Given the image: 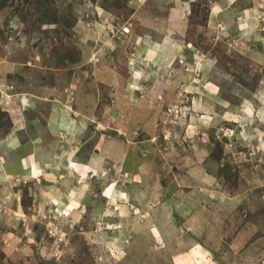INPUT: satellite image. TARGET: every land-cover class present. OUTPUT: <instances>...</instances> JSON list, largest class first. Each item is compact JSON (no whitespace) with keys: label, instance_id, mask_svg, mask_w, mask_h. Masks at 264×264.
I'll use <instances>...</instances> for the list:
<instances>
[{"label":"rangeland","instance_id":"rangeland-1","mask_svg":"<svg viewBox=\"0 0 264 264\" xmlns=\"http://www.w3.org/2000/svg\"><path fill=\"white\" fill-rule=\"evenodd\" d=\"M211 4L0 0V264H173L188 227L264 264V49ZM121 138L153 178L133 183L170 204L212 180L207 208L151 213L118 159L71 170Z\"/></svg>","mask_w":264,"mask_h":264},{"label":"crops","instance_id":"crops-1","mask_svg":"<svg viewBox=\"0 0 264 264\" xmlns=\"http://www.w3.org/2000/svg\"><path fill=\"white\" fill-rule=\"evenodd\" d=\"M247 2H243V0H211V12L212 14L216 13L217 19L215 23H219V21L222 23L226 21L225 12H223L224 6L229 7L228 14L226 15L228 17V24L231 26V33L235 34L236 39H238V35L240 37L246 38L249 36L250 39H252L257 47V53L255 54L256 60H258L262 54V48L264 49V0H246ZM231 18L233 19V23L231 21ZM214 24V23H213ZM224 24V23H223ZM225 25V24H224ZM245 30V31H243ZM237 32V34H236ZM248 38V39H249ZM264 52V51H263ZM206 61V60H205ZM209 61V60H207ZM52 119V118H51ZM63 119V118H62ZM136 142L132 145L129 143V141L121 138L119 142H103V144H99L100 148L99 150H95L94 154H89L87 156V160L85 162H79L76 163L72 167L71 170L73 171H81V173H86L90 171H96V169L100 168L102 170V167H105V161H108L109 158L118 159L117 161H123L125 163L126 172L132 173L133 179L132 182L127 181L128 185L126 187H137L135 191H132L130 196L134 198L136 201H140V203L144 204L145 206L151 208V213L154 209L164 211L163 203H167V199L165 200L160 197V192H154L155 194L152 195V192L150 194V191L148 189L149 185L143 187H138V182L133 183L135 180H140L141 185L144 184V182L148 183L150 180V177H148V173L144 170L146 169L147 165L145 163V158H141L137 155V152L135 150L136 148ZM98 146V147H99ZM65 151V150H62ZM150 165H154L153 163H148ZM124 166V167H125ZM198 167V165H196ZM134 172H131L134 170ZM146 174V175H145ZM84 175V174H81ZM146 176V177H145ZM201 177V175H198ZM190 177V176H188ZM196 177V176H195ZM197 178V177H196ZM134 180V181H133ZM194 180H196L194 178ZM201 181V179L199 180ZM207 181V186L204 188H201L198 191H194L193 189L189 191H184L183 188L180 186V183H177L179 185V188H177L173 192V196L169 198L168 200H171L172 203L169 205V211L168 214L172 215L173 212L181 210L182 206L184 209H192L194 210V206L200 205L205 208H207V202L211 201V191L210 188L212 187V180ZM152 182V181H151ZM173 182V181H172ZM129 183H132L129 185ZM171 183V182H170ZM206 183V182H205ZM174 187L171 184L169 187H167L168 190H172ZM134 190V189H133ZM139 192V194H137ZM134 193V194H133ZM113 194H118L117 192ZM106 195V194H104ZM215 196L222 195V198L224 199V195L221 194V192H215ZM152 196V197H151ZM212 203V202H211ZM173 205H176V209L173 208ZM140 206H143L139 204ZM178 209V210H177ZM165 212V211H164ZM195 215V212L194 214ZM190 227H188L184 233L183 236H185V239L181 240V244L179 247L183 246L184 248L180 251H178L176 254H174V257L172 259L173 264H218L214 261L213 256L210 254V251L206 249L205 245L198 240L197 234H188ZM183 230V229H182ZM185 245V246H184Z\"/></svg>","mask_w":264,"mask_h":264},{"label":"bare ground","instance_id":"bare-ground-1","mask_svg":"<svg viewBox=\"0 0 264 264\" xmlns=\"http://www.w3.org/2000/svg\"><path fill=\"white\" fill-rule=\"evenodd\" d=\"M264 11V10H263ZM215 24V23H214Z\"/></svg>","mask_w":264,"mask_h":264}]
</instances>
